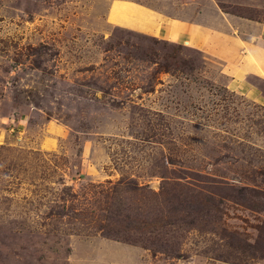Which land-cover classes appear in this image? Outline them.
<instances>
[{"label": "rangeland", "instance_id": "rangeland-1", "mask_svg": "<svg viewBox=\"0 0 264 264\" xmlns=\"http://www.w3.org/2000/svg\"><path fill=\"white\" fill-rule=\"evenodd\" d=\"M111 1L0 0V264H264V100Z\"/></svg>", "mask_w": 264, "mask_h": 264}, {"label": "crops", "instance_id": "crops-1", "mask_svg": "<svg viewBox=\"0 0 264 264\" xmlns=\"http://www.w3.org/2000/svg\"><path fill=\"white\" fill-rule=\"evenodd\" d=\"M115 1L129 4V24L109 19ZM176 8L181 14L168 15L141 2L113 0L106 18L114 25L196 48L217 61L228 88L264 100V93L247 82L250 75L264 81V22L232 18L216 0H182Z\"/></svg>", "mask_w": 264, "mask_h": 264}]
</instances>
